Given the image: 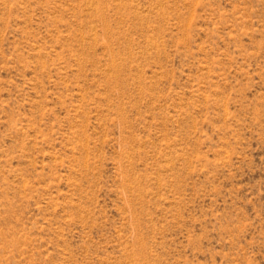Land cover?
<instances>
[{"label": "rangeland", "instance_id": "obj_1", "mask_svg": "<svg viewBox=\"0 0 264 264\" xmlns=\"http://www.w3.org/2000/svg\"><path fill=\"white\" fill-rule=\"evenodd\" d=\"M0 264H264V0H0Z\"/></svg>", "mask_w": 264, "mask_h": 264}]
</instances>
